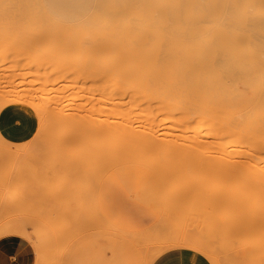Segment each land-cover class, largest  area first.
Here are the masks:
<instances>
[{"label": "rangeland", "instance_id": "rangeland-1", "mask_svg": "<svg viewBox=\"0 0 264 264\" xmlns=\"http://www.w3.org/2000/svg\"><path fill=\"white\" fill-rule=\"evenodd\" d=\"M3 1L0 2V93L2 97L0 106L4 107V103L7 100H12L10 101L12 104L22 99L20 93L18 94L20 96L16 97L13 91L15 93L19 91L23 95L31 92L40 101L39 97L47 96L49 93L43 89L44 87L41 88V84L44 81V72L42 73L44 70H40L41 74L38 69H43L45 66L44 62L42 67L43 61L41 58L53 46H51V38L49 39L48 37L50 35L54 38L57 35L61 37V30L49 21L53 20L52 18L67 22L83 19L82 12H86V8L82 6L73 7L67 3H62L58 6H45L43 1L41 5L32 4L33 7H30L31 4L25 5L26 3L16 2L7 4L9 3L8 0ZM106 1L104 0L105 3H103L101 0H94L86 18L87 16L97 18L98 15L105 13L104 10L109 7L113 9L117 5V0ZM48 27L57 28V32L52 31L53 33L56 32L55 36L52 35L53 33L45 36L50 31ZM46 29L48 30L47 32ZM44 30L45 33L43 32ZM77 31L79 30H62L64 33V35L62 33V39L65 36L68 38L72 34L71 37L74 38L76 34L78 35ZM43 33L44 36L42 35ZM67 33H71V35L67 36ZM77 38L79 39L78 36ZM62 39L59 38L53 43H55L54 46L61 47L60 51L61 49L65 51L62 46L67 48L68 45L66 43L69 38L63 39L67 46L61 43V41L63 42ZM68 50L66 49V52ZM71 51L73 52L74 49L69 50V52ZM57 53L60 52L58 51ZM23 95V100H27ZM26 95L25 97H28V99L31 96L29 94V96ZM63 101H65L64 98L57 102L56 108L58 111H53L55 113L52 115H50L52 111L50 114L48 112L50 118H52L50 124L48 122L49 118L45 122L47 113H43V110L41 112L35 109L40 118V126L31 140L21 144H13L0 138V212L2 211L0 218L3 216L0 219V222L2 221L0 242L11 237L21 238L26 242L31 253L27 264H144L147 261L150 262L153 256L156 255V258L151 263L153 264L165 252L177 248L195 250L206 256L212 264H264V166L254 165L252 162L244 160L237 163L234 167L232 178L227 176V174L217 173V165H214L217 161L215 159L212 160L214 154L216 155L217 153L215 150H210L211 152L207 150L208 146L198 125L199 118L192 115L189 117L182 113L177 115L163 114L160 117L153 118L151 114L154 111H158L159 106L149 100H143L139 96L131 99L127 97L118 106L121 107L119 114H109L111 122L118 121L120 124L125 125L124 130L127 131V134L121 138L123 143H121L122 141L119 142V140L112 145L114 146L112 148L117 153L122 152V154H117L116 152L113 154L111 152H114V150L112 149V151L110 147L106 146L105 148L107 150L110 148L109 150L111 151L106 152L105 149V154L109 153L115 155L114 157L118 156L121 158L123 157V152L126 151L123 158L128 166L125 169L124 160L122 161V158L118 159L117 157L118 162H123L119 166L117 164L118 170L110 171V168L104 165L103 161L104 168L106 166L107 168L101 170L103 167L99 164L100 168L96 164L98 160H94L93 166L95 164L98 165L97 168L94 166L97 172L93 170L95 174H98L94 178L97 186L93 183L94 181L92 182L90 175L89 178L91 179L88 178V181L90 180L92 182L90 184L92 186L94 184L95 188L93 189L89 183H86L85 187H90L93 191L88 194L87 198L85 197L86 200L82 198V200L86 201H83L86 203L84 205L87 206H85L86 210L81 212L85 215V219L82 220L83 214L80 215L81 213L79 214V212L80 209H83L80 208L83 207V203L81 200L80 204L82 206L77 204L76 207L79 197L77 199L74 198L73 190L78 192L77 190L79 189L76 190L78 186L76 187L77 184H74L76 181L73 180L80 178L76 177V174H78L77 176L82 175V172H78L82 171L80 166L86 170L89 167L86 166L89 161L84 163L83 161L87 159H82L85 156L81 158L79 151L82 154L86 150L85 152L90 154L92 149L88 147V144L83 147L79 142L76 143L78 146L73 143L74 145L68 144L67 147L63 148V145H67L65 140H67L66 138L69 139V134L70 137L75 134L74 130V133H71V128H73V125L76 126V122L72 125L73 115L65 117L59 112L63 108V110L66 109L68 112L69 110L72 111L75 104L69 103L67 105ZM60 124L62 127H60ZM43 125L44 128L41 129ZM64 130H68L67 133L70 132L66 137ZM56 136L61 137L57 138ZM112 138V136H109L106 140L111 141ZM59 139L64 140L59 141ZM59 142H61L62 147L57 145ZM118 144L123 145L125 149L121 147V151L120 149L117 150L118 147L120 148ZM80 146L81 148H79ZM146 146H150L153 150L142 151L140 156L134 154L137 153L135 152L136 149L145 148ZM27 147H30L33 155L32 151L30 152ZM86 147L91 150L88 152ZM74 149L79 151L77 152ZM81 150H83L82 153ZM152 151L155 152L153 153L157 156L156 158H153L155 155ZM207 151L209 153L208 156L206 154ZM76 152L78 157L81 158L80 162L77 156L71 159L77 154ZM160 152L165 153H162V155L165 156L166 160L160 155ZM61 154L66 155L63 157ZM95 154L92 152L91 155ZM113 155L111 156L112 158H114ZM92 156L88 157L91 159L90 162L94 158ZM144 156L145 158L142 159ZM149 156L153 159V162L150 163V169H155L157 167L156 164H158L157 161H159V167L155 170L152 169L153 173L151 174L145 173L147 169L149 170V160L148 165H146V161L143 168L141 167L143 165H135V163L137 164ZM135 157L138 160L141 158V160H137V162ZM107 158L109 157L107 156ZM74 159H77L78 163L76 160L74 162ZM132 159L136 161L133 166L131 165L133 163ZM154 159L156 163H154ZM207 160L215 161L212 164L214 167L211 164H207ZM161 162L162 164H160ZM80 163L83 164L81 165ZM77 164H80L78 168ZM151 164H155L154 167ZM68 165L70 166L68 167ZM120 166L123 168L120 169ZM73 167L74 169L72 170ZM98 167L101 170L99 172ZM90 168L93 169L91 165ZM123 169H125L124 172L121 171L122 173L119 175L120 170ZM70 170L73 172H70ZM86 170H83V173ZM260 171L263 172L262 181L260 180ZM72 175L74 178L70 177ZM119 176L125 179L122 180V177ZM82 178L85 179V177H81L80 181L83 180L85 182ZM40 180L49 182L47 183V189L42 186L44 183L41 184ZM69 181L73 182L74 189ZM188 182H193L192 187L185 193H178L179 188ZM55 183H57L55 186L57 188H61L59 184L60 186L64 185L63 187L67 190L65 192L66 197L69 199L71 194H73V198H70V201H65L66 199L64 198L60 199V195H63L64 192L59 190L61 193L59 191L60 194L56 193V188L53 186ZM34 185L35 187H33ZM65 185H71V189L70 187H65ZM39 187L40 189H37ZM68 190L69 195L67 193ZM87 191L85 190V193ZM76 194L78 196V193ZM164 198L165 202H163ZM69 205L71 206L70 210L74 207L75 212L72 210L73 213L71 211L68 213L69 210H65V208L70 207ZM62 209L65 213L62 212ZM132 217L138 220V225L134 229V231L141 233L137 234L138 239L146 237V242L123 246L107 241L105 233L109 222L112 230L131 231L128 219ZM164 217H166L165 220L167 222L164 219H162L163 221L161 220ZM77 219L80 220L77 221ZM160 221L166 224V227H163L164 225ZM161 226L164 229L159 230ZM196 241L203 245L198 246L195 243ZM158 247L160 248L158 249Z\"/></svg>", "mask_w": 264, "mask_h": 264}, {"label": "bare ground", "instance_id": "bare-ground-1", "mask_svg": "<svg viewBox=\"0 0 264 264\" xmlns=\"http://www.w3.org/2000/svg\"><path fill=\"white\" fill-rule=\"evenodd\" d=\"M1 1L3 0H0V2ZM8 1L9 3L6 2L7 4H12L14 2L26 3L25 5L31 4L30 7H33L32 4L41 5L43 0ZM101 1L105 3L104 0ZM104 12V14H101L100 16L98 15L97 18H92L90 16H87L86 18L85 16L83 19L72 22L59 19L55 20L54 18H52L53 20L50 19L51 21L49 22H52L61 30V33L59 32L61 37L57 35L58 38L55 37L57 39H62V30L74 31V29H78L79 31H77L78 35L75 32L76 36H74V38L71 37L73 35H71V33H67V36L71 35L68 37L69 39L66 36L63 38L68 39L66 43L68 46L64 43L65 40L62 39L63 42L60 40L62 44L64 43V45L67 46V48L62 46L65 48V51H62V49L60 51L61 47L54 46L55 43H53L56 42L57 39L50 35L53 33L52 31L57 32V28L48 27L50 31L46 29V32H48L45 36H48L50 33L48 38H51V46H53L52 48H49L50 50H48L45 55L42 56L43 58H41L43 61L41 64L42 67L45 62L43 69H37L39 73H41L40 70H44L42 71V73L44 72V81L41 84V88L44 87L43 89L49 92L48 95L41 96L42 98L39 97V101L38 98L36 99L37 96H33L31 92L28 93L31 95V99H28V97H25L26 94L23 95L19 91H16V93L13 91L14 96L16 95V97H19L21 95L22 99L17 103L28 104L34 109H38L39 111L43 110V113L46 112L47 118H45V122H47V119L49 118V124L52 119L49 114L51 111L52 113L50 115L55 113L53 111L57 110V102L64 98V104H75L72 111L69 110L68 112L66 109L63 110V108L59 112L65 117L73 115L74 118L72 117V125L76 122L77 126L73 125L74 129L71 128V133L73 130L75 132L71 137L69 134L70 132L67 133L68 130H64V133H66L65 137L69 134V139L66 138L67 140H65V144L67 145H63V148L67 147L68 144L71 145L79 142L83 147L88 144V147L92 149L86 147L88 148V152L91 150L90 154L85 152L86 150L83 152L85 148L81 150V153L83 152L84 154H80V151L78 150L81 158L82 156H85L82 159H87L82 161L84 163L85 161H89L88 164L86 162V166H89L88 168H90L91 165L93 168L88 169L85 167L88 170L87 173V170L80 166L82 171L78 172H82V175L77 176L78 174H76V177H85V179L82 178L85 182H83V180L80 181V178L73 180L76 181L74 182L75 185L77 184L76 187H79L76 188V190L79 189L77 190L78 192L74 190V193L72 192L75 194V199L79 197L77 199L79 201L76 202V207L77 204L80 206L83 205V207H80L83 209H80L79 214L83 212V210H86V205H84L86 204L85 200L88 194L93 191L92 188L85 187L87 185L86 183H89L93 189L97 184H95L96 180H94L95 175H98L93 171L96 170L97 172L95 167L97 168L100 164L103 167L101 170L108 166L111 171L118 170L119 164L123 163L124 153L126 152L124 151L125 148L123 145L118 144L120 148L118 147L117 150L120 149L121 151V147L124 148L123 157H121L122 161L120 160L121 162H118V159L121 158L118 156V159L117 157H114L115 155L113 154L116 150L112 148L114 147L112 145H114L113 143L115 141V144L119 140V142H121L123 140L121 138L127 134V131L124 130L125 125L120 124L118 121L111 122L109 114H119L121 107L118 106L122 104L127 97L131 99L139 96L143 100H149L158 105L159 110L154 111L151 114L153 118L160 117L163 114L177 115L181 113L189 117L192 115L193 117L199 118L198 125L208 146L207 150H215L217 153L216 155L214 154V156L217 157L213 156V159L211 158L212 160L215 159L217 161V163L214 164L215 166L217 165V173L227 174V176L232 178V170L237 163L244 160L252 162L254 165L257 164L259 166H264V0H117V5L113 9L112 7H109L104 10ZM43 32L45 33V30ZM56 32L52 35L55 36ZM44 33L42 34L43 36ZM71 38H73L72 40H75L72 42ZM66 49H74V51L69 52L68 50V52H66ZM57 50L60 53H57ZM39 82L41 83V81ZM19 93L20 95H18ZM22 95L27 100H23ZM0 99L2 101L1 93ZM10 101L12 100H7V102L4 103V106L11 104ZM77 119L78 121H76ZM44 125L41 126V129L44 128ZM60 127H62V125ZM67 127L65 128L67 129ZM109 136H112L113 138L111 141L108 140V142L106 139ZM60 137L61 136L57 138ZM60 140L64 139H59V141ZM60 143L61 142H59V144ZM121 143H123V141ZM59 144L57 145L61 146V144ZM105 146L114 150V152H111L113 153L112 155L114 158H112V155L109 153H106L107 155L105 154V149L106 152L111 151L109 150L110 148L107 150ZM30 147L27 148L30 149ZM79 148H81V146ZM58 149L60 148L58 147ZM149 149L152 148L146 146L145 148L136 149L137 151L135 150V152L137 153H132L137 154L136 156H140L142 151H147ZM74 150L77 151L76 149ZM97 150L100 151L97 152ZM31 151L32 150L30 149V152ZM208 151L206 153L207 156L209 155ZM92 152L93 154H97L93 155L94 158L91 155ZM153 152L154 151H152V153ZM162 153L160 154L161 156H163ZM58 154L60 155V153ZM87 154L88 157L92 156V162H90L91 159L87 157ZM120 154H122V152ZM61 155L64 157L66 154ZM67 155L71 156L69 154ZM75 156L78 157V153L74 155V157H71V159L75 158ZM107 156L109 158H107ZM156 157L157 156L155 155L153 158ZM163 157L165 158V156ZM81 158H77L79 159V162L81 161ZM135 158L137 161L138 158ZM143 158H145V156L142 157V159ZM77 159H74V162L75 160L77 162ZM94 160H98L96 163L98 165L95 164V167L93 166V163L95 162ZM139 160H141V158H139ZM148 160L150 161L149 165ZM212 160H207V164H211L212 166V164L215 163V161L213 162ZM136 161L132 159L133 163L131 165L133 166ZM140 162H138L139 164L135 163V165H143L141 166L143 168L147 163L146 165L149 166V170L147 169V166V168H145L147 171L144 169L145 173H153L152 169L154 168L150 169V163L153 162V159L150 156ZM157 162L159 164V161ZM162 162L160 164H162ZM102 163L107 166L104 168ZM154 163H156L155 159ZM158 164H156L157 167H159ZM79 165L77 164V168ZM100 165L99 167L101 168ZM123 165H126L124 167L125 169L128 166L126 163ZM154 165L152 167H154ZM69 166L70 165H68V167ZM122 168L123 167L120 166V169ZM125 169L117 172L121 174ZM72 170H70V172ZM83 170H86V174L83 173ZM101 170L99 169L98 172ZM260 172V180L262 181L263 172ZM73 175L70 177H73ZM90 175L92 179L89 178ZM88 178L91 179L92 182L94 181L93 183L95 185L93 184L92 186V184H90L92 182L90 180L88 181ZM96 179L98 180V178ZM40 183H44L42 186L46 187V189L48 188L47 183L49 182H46V180H40ZM40 183L39 185H41ZM57 183L52 185L55 187ZM72 183L71 185L74 189L75 186ZM192 185L193 182L185 183L177 192L180 194L185 193L190 187H192ZM63 186H60L59 184V187L61 188L55 187L56 191H54L57 193L59 190H63L65 196L64 194H61V198H59H64L66 199L65 201H70L69 199L73 198V194H71L70 190L71 196H68V199L65 193L67 190ZM70 186L65 185V187ZM33 187H35V185ZM37 189H40V187ZM85 190L88 191L85 193ZM59 192L58 194L61 193ZM67 193L69 195V190ZM76 193H78V196ZM83 193L84 197L82 196ZM82 198L85 200H82ZM81 200L83 203L82 205L80 204ZM65 201L64 203L67 204ZM163 202H165V198ZM73 208L72 210L74 211ZM70 209L71 206L65 208V210H69L68 213L70 211L73 213ZM62 212L65 213L63 209ZM82 214L83 213L80 215ZM75 216L77 217V215ZM84 216L85 215L83 214V218H80L83 220L85 219ZM1 218H3V216H1ZM165 218L166 217L161 218V220H165ZM79 220L80 219H77V221ZM162 221L160 222L163 223ZM1 223L2 221L0 222V227ZM163 225V227H166V224L163 223ZM163 227L161 226V229L159 230H162ZM103 232L105 231L103 230ZM146 239V237H141L138 239V242L143 243ZM195 243H197V241ZM197 244L198 246L203 245L202 243ZM159 248L160 247H158V249ZM204 248L206 247L204 246ZM155 258L156 255L153 256V259ZM153 259L150 260V262L147 261L148 264H151Z\"/></svg>", "mask_w": 264, "mask_h": 264}, {"label": "crops", "instance_id": "crops-1", "mask_svg": "<svg viewBox=\"0 0 264 264\" xmlns=\"http://www.w3.org/2000/svg\"><path fill=\"white\" fill-rule=\"evenodd\" d=\"M43 2L45 6H58L62 3H67L73 7H85L86 12H82V17L84 18L90 12L94 0H43ZM39 126V115L32 106L24 103H12L4 107L0 106L1 139L13 144L25 143L36 135ZM119 175L121 174L119 173ZM121 179L124 180L125 178L122 177ZM128 223L130 224L131 231L121 232L112 230L109 222L106 229V233H110L106 234L107 241L123 246L141 244L142 242H138L137 237V234L141 233L134 231L138 225V220L132 217L128 219ZM30 257L29 245L21 238L11 237L0 242V264H27ZM153 264H212V262L195 250L177 248L165 252Z\"/></svg>", "mask_w": 264, "mask_h": 264}]
</instances>
